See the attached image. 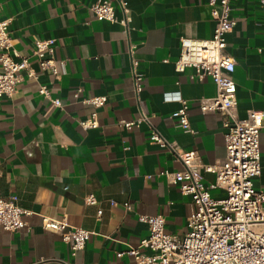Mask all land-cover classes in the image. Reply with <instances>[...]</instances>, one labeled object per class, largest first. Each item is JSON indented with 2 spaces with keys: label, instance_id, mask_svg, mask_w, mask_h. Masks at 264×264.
I'll list each match as a JSON object with an SVG mask.
<instances>
[{
  "label": "crops",
  "instance_id": "0c3cea01",
  "mask_svg": "<svg viewBox=\"0 0 264 264\" xmlns=\"http://www.w3.org/2000/svg\"><path fill=\"white\" fill-rule=\"evenodd\" d=\"M96 1L0 0V21L10 20L21 57H31L36 40H53L55 59L65 62L56 78L31 58L36 75L23 71L15 96L0 99V197H16L32 213L29 231L0 226V264H132L127 252L149 234L141 215L163 216L168 233L185 235L192 200L161 176L183 165L173 151L151 141L153 129L180 151H196L205 164L226 157L225 118L203 113L199 105L215 97V84L193 79L192 69L175 70L181 39L213 35L209 0H127V29L98 21L91 11ZM232 16L237 24L227 37V52L236 62L238 117L246 119L249 111L264 112V12L259 0H234ZM41 86L62 106L53 107L39 93ZM178 93L189 107L190 132L172 117L181 103L166 100ZM93 96H106L107 102L97 111L99 128L85 130L79 121L94 108L83 100ZM143 115L151 125H120ZM260 150L261 174L253 183L264 192V124ZM203 177L206 186L216 180L213 173ZM210 193L217 200L226 196L221 189ZM89 196L95 204L86 203ZM45 218L92 232L85 248L72 255L69 243L44 230Z\"/></svg>",
  "mask_w": 264,
  "mask_h": 264
},
{
  "label": "built area",
  "instance_id": "2783aa9c",
  "mask_svg": "<svg viewBox=\"0 0 264 264\" xmlns=\"http://www.w3.org/2000/svg\"><path fill=\"white\" fill-rule=\"evenodd\" d=\"M233 1L209 0L215 22L212 37L207 40L181 39L180 55L175 62L176 72L192 69L193 79H210L215 84V97L202 99L199 105L203 113H218L225 118L226 157L221 163L205 164L196 151H180L157 130H152L151 141L169 148L183 165L181 171H163L161 176L169 185L176 186L182 195L191 198L194 210L188 219L189 231L183 236L168 233L163 216L141 215L139 221L148 226L149 234L140 241L139 248L127 252L134 258L132 264H264V192L256 190L253 183L261 174L260 131L264 112L249 111L246 119L238 117L237 86L233 78L236 62L227 52V37L237 24L232 16ZM259 1L264 12V0ZM115 3L122 12L120 19L116 17ZM91 11L98 21L129 27L127 0H97L91 5ZM9 24L10 20L0 21V99L15 96L23 71H28L31 77L36 75L31 69V58L41 71L49 70L56 78L59 77V65L65 63L55 59L53 40H36L31 57H21L13 47ZM133 64L134 83L136 91L140 92L142 76L136 69L137 61ZM39 93L50 99L53 107L62 106L61 100L51 99L48 87L41 86ZM166 100L181 103L172 117L177 119L179 128L190 132L187 102L179 93L167 94ZM106 102V96L85 98L83 103L94 110L87 119L80 120L79 125L85 130L99 128L97 111ZM142 124L151 125L145 115L135 121H122L120 125L132 130ZM204 173L215 174L212 185L204 184ZM212 189H221L226 196L214 199L210 193ZM86 203L93 205L96 200L89 196ZM125 207L130 210L129 204ZM31 214L17 204L16 197H0V226L5 231H29L27 219ZM43 228L69 243L72 255L85 248L92 234L50 218L43 219Z\"/></svg>",
  "mask_w": 264,
  "mask_h": 264
}]
</instances>
